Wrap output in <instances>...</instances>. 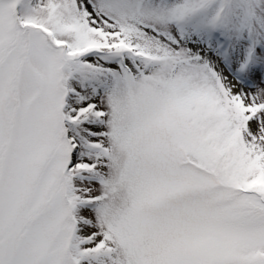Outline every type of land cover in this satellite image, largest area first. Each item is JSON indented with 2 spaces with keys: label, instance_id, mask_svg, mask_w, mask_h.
Instances as JSON below:
<instances>
[{
  "label": "snow or ice",
  "instance_id": "snow-or-ice-1",
  "mask_svg": "<svg viewBox=\"0 0 264 264\" xmlns=\"http://www.w3.org/2000/svg\"><path fill=\"white\" fill-rule=\"evenodd\" d=\"M0 264H264V0H0Z\"/></svg>",
  "mask_w": 264,
  "mask_h": 264
}]
</instances>
